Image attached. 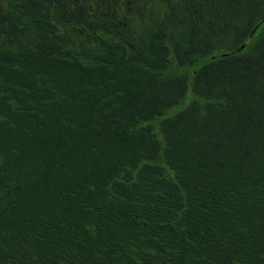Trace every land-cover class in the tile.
Here are the masks:
<instances>
[{
    "label": "trees",
    "instance_id": "1",
    "mask_svg": "<svg viewBox=\"0 0 264 264\" xmlns=\"http://www.w3.org/2000/svg\"><path fill=\"white\" fill-rule=\"evenodd\" d=\"M162 1L0 0V264H264V0Z\"/></svg>",
    "mask_w": 264,
    "mask_h": 264
},
{
    "label": "rangeland",
    "instance_id": "2",
    "mask_svg": "<svg viewBox=\"0 0 264 264\" xmlns=\"http://www.w3.org/2000/svg\"><path fill=\"white\" fill-rule=\"evenodd\" d=\"M81 3H86L92 7L96 11L109 10L110 12H115L116 14H122L125 8H129L134 11L138 7L139 9L146 10L151 7H156L159 9L163 4L162 0H133V4L131 6H126L125 4H120L118 6H114V0H78ZM113 12V13H114Z\"/></svg>",
    "mask_w": 264,
    "mask_h": 264
},
{
    "label": "water",
    "instance_id": "3",
    "mask_svg": "<svg viewBox=\"0 0 264 264\" xmlns=\"http://www.w3.org/2000/svg\"><path fill=\"white\" fill-rule=\"evenodd\" d=\"M248 41H249V40H247V41L245 42V44L241 46L240 49H238L236 52H233L232 54L239 53L241 50H243L244 47H245V45L248 43ZM226 56H227V54L220 55V57H226ZM212 59H213V58H212Z\"/></svg>",
    "mask_w": 264,
    "mask_h": 264
},
{
    "label": "flooded vegetation",
    "instance_id": "4",
    "mask_svg": "<svg viewBox=\"0 0 264 264\" xmlns=\"http://www.w3.org/2000/svg\"><path fill=\"white\" fill-rule=\"evenodd\" d=\"M119 3L123 5L125 4V0H119Z\"/></svg>",
    "mask_w": 264,
    "mask_h": 264
}]
</instances>
